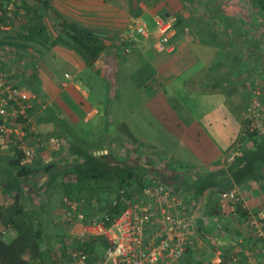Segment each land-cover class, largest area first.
<instances>
[{
  "label": "crops",
  "instance_id": "1",
  "mask_svg": "<svg viewBox=\"0 0 264 264\" xmlns=\"http://www.w3.org/2000/svg\"><path fill=\"white\" fill-rule=\"evenodd\" d=\"M49 4L51 11H43L39 5L28 12L20 9L18 17H22L23 24L17 21L0 26V48L13 52L12 62L15 59L22 66L19 75L34 81V72L39 82L40 106L31 97L29 109L32 127L44 142L36 162L44 165L59 162L61 150L52 148L48 142L55 127L47 120L34 123L33 116L38 118L42 109L61 95L70 98L77 91L93 95L97 87L92 88L90 82L96 78L109 82L112 75L108 67L112 65L113 54L121 55L122 51L121 60L114 57L118 58V65L123 64L124 77L131 81L132 92L139 99L123 112L115 88L108 91L110 103H106L108 95L104 91L105 95L95 100L96 106L91 105L84 111L85 117L79 118L88 130V139L102 137L100 140L106 141L114 132L123 140L126 150L134 154L129 160L146 168L144 177L158 178L181 196L188 213L196 220L197 229L180 264H227L231 258L241 264L246 252H252L258 263L264 264V244L247 230L245 215L239 208L218 203L219 192L235 189L250 215L264 209V162L254 178L239 181L238 173L237 180L233 179L240 159V167L243 161L248 162V167L254 164L249 151L255 148V139L241 135L242 115L248 101L247 84L251 76L261 71L256 70L255 57L245 50L255 46L256 35L264 29L260 18L259 24L256 23L258 13L251 9L248 0H49ZM159 17L174 21L164 52L155 48V21ZM60 18L93 32L104 46L93 65L87 88L77 81L85 75V67L61 34ZM134 20L145 25L147 36L137 37L129 49L121 50L123 34ZM118 74L117 70L112 77L114 81ZM223 78L224 84L229 85L225 88L218 86ZM104 88L107 90L106 85ZM75 119L72 122L79 124L78 117ZM261 136L264 134L257 136L256 143ZM237 145H242L241 156L228 162ZM246 152L248 155L243 159ZM11 160L12 153L4 147L0 167ZM50 171L44 166L40 175ZM208 177L218 188L217 194L206 195L199 202L193 197L195 186L208 181ZM38 181L39 176L28 180L26 192L34 194ZM57 190L56 185L44 194L40 191L41 197H34L33 204L44 196L53 204L60 196ZM214 206L218 210L215 215ZM39 209L48 211V206L44 204Z\"/></svg>",
  "mask_w": 264,
  "mask_h": 264
},
{
  "label": "trees",
  "instance_id": "2",
  "mask_svg": "<svg viewBox=\"0 0 264 264\" xmlns=\"http://www.w3.org/2000/svg\"><path fill=\"white\" fill-rule=\"evenodd\" d=\"M248 3L253 11L257 10V13L260 14L259 17L262 21L260 26H262L261 29H264V0H248ZM36 5H39L43 11H51L49 0H0V26L12 25L15 24L13 22L20 23V21L23 24L22 17H18L19 10L24 9L28 12ZM8 12L11 13L10 17L7 15ZM161 18L168 20V18ZM36 20L41 21L39 18H36ZM60 20L58 26L62 32L61 34L70 43V49L81 57L85 67V75L77 81L82 82L83 86L87 88L89 75L94 70L93 65L104 51V46L93 32L81 28L72 21H62L61 18ZM256 23L259 24L257 19ZM257 36L262 37L264 40V31L260 30ZM132 42L134 41L123 40L122 38L120 41L121 50L129 49ZM256 43L254 46L255 53L260 50L258 49L259 44ZM9 50L0 48V71L7 74L9 79H13L17 86L25 88L30 99L32 100L31 97L34 100L36 99V105L40 106V86L35 78L36 74L32 73L34 81L28 80L25 75H19L20 72L17 73V76L15 73L8 74L9 67L7 64L12 62L11 57H13V52ZM3 54L11 57L8 58ZM260 71L259 76L264 77L262 75L264 70ZM15 78H19L20 81H16ZM98 82L97 78L95 81H91V87L93 88ZM35 108L37 109V107ZM29 109L26 112V118L18 120L22 122L25 130L33 125L32 121L29 120L32 117ZM66 116L60 111L55 102H51L46 108L42 109L38 114V118L33 116L34 123L36 120H47L55 127V131L49 137L48 142L53 137L58 139L59 142H63L64 150L59 155V162L44 165V163L36 162L35 159L29 164H21V155L16 148L2 145L0 149L1 154L4 147H7L13 155V160L8 165L0 167V229L3 232V234L0 233L1 264H70V251L84 252L89 258L87 264H90L91 260L94 261L99 255V247L104 246L101 240L78 239L77 236L72 239H68V236V238L62 239L60 234L57 236V233L54 232L55 228L58 227L57 224L61 225V222L64 221L68 225L72 218L67 217L64 212L61 215L55 212L48 213L49 209L52 208L48 196L46 198L44 196L39 203L33 204L34 197L36 199L40 198L50 186L56 187L57 185L59 198H62L58 201L57 199L54 200L53 203H58L64 209L65 199L74 201L79 208L81 207L86 217L96 212H108L111 216L116 215L120 206H112L110 203L115 199H121L119 192L122 190L126 196H130L137 193L143 186L142 180L145 178L143 171L144 169L146 171V168L129 160L128 150L123 149L124 142L119 139L118 135L112 133V138L106 141L100 140L102 137L88 139V130L81 123V119H79L80 123L76 126L79 127L75 128ZM69 118L71 119V117ZM76 131L80 133H76ZM248 137L255 139V148L249 151L254 164L248 167V162L243 161V166L240 167L242 159L237 162L233 179L237 180L236 175L239 173V181L254 178V174L259 173V169L264 162V137L261 136L260 141L257 143L259 137L255 135ZM113 147L118 151V156L114 159L111 157ZM104 150L107 151L106 154L103 152ZM96 152L97 154H94ZM120 152L125 154L121 155ZM247 155L248 152L243 155V159L244 157L246 159ZM44 166L51 168V171L49 173L42 172L40 175ZM38 176L40 181L37 182L34 188L35 193L26 192L27 181L34 180ZM42 176L43 178H40ZM68 176L72 178L66 181L65 179ZM58 179L59 181H57ZM225 183L230 185L227 181ZM217 189L213 185L212 178L208 177V181L205 180L195 186L193 197L195 196V199L200 202V199L206 195L214 196L217 194ZM227 190L229 189H223L221 192ZM40 191H42L41 195ZM44 204L49 209L41 212L39 208ZM217 213L218 210L214 206L212 214ZM58 219L60 222L56 223ZM59 238L63 240H60L61 247L56 246Z\"/></svg>",
  "mask_w": 264,
  "mask_h": 264
},
{
  "label": "built area",
  "instance_id": "3",
  "mask_svg": "<svg viewBox=\"0 0 264 264\" xmlns=\"http://www.w3.org/2000/svg\"><path fill=\"white\" fill-rule=\"evenodd\" d=\"M7 15L10 17L11 13ZM173 23L172 19L161 17L155 21L156 50L166 51ZM146 36L145 25L134 20L123 34V40L135 41L136 37ZM247 91L241 135L257 137L264 134V77H260L258 72L251 76ZM29 101L28 91L0 71V149L2 145L16 148L21 155V164L33 162L44 145L32 126L25 130L22 122L18 121L26 118ZM49 143L52 148H57L54 140ZM241 146L237 145L232 150L228 162L241 156ZM142 183V188L130 196L122 190L119 192L121 199L110 203L120 206L114 216L108 212H96L86 217L76 202L64 200L63 212L72 218L68 226L78 228L77 238L98 239L104 244L99 247L97 260H91L90 264H179L186 249L191 247L197 229L196 220L188 213L181 196L159 179L145 177ZM218 203L228 204L235 210L239 208L245 215L247 230L255 240L264 244V209L250 215L235 189L220 192ZM217 227L220 228L219 225ZM0 233L3 234L1 229ZM254 256L252 252H246L241 264H259ZM69 259L70 264H87L89 258L82 251H70ZM236 262L231 258L227 264Z\"/></svg>",
  "mask_w": 264,
  "mask_h": 264
},
{
  "label": "rangeland",
  "instance_id": "4",
  "mask_svg": "<svg viewBox=\"0 0 264 264\" xmlns=\"http://www.w3.org/2000/svg\"><path fill=\"white\" fill-rule=\"evenodd\" d=\"M243 4H245V2H243ZM255 12H257V11H255ZM256 16H257L256 18H257V21H258V19L260 17H259L258 14ZM237 36L240 37L241 36V33L240 34H237ZM256 39H257V43L256 44H259V48L258 49H260V50H257V52L255 53L254 47H251L249 49H246L245 51L246 52H250L255 57V59H256V56H258L257 57L258 58L257 59L258 62H255V67H257L256 70H259V69L260 70H264V67H263L264 66V40L260 36H257ZM10 52H12V51H10ZM113 53L116 54V51H114ZM3 55L6 56V57H8V58L11 57V56H7L5 54H3ZM119 55H120V53L119 54H116V55L113 54V62H112V65H109V67H108L109 68V71L108 72L110 73V75H112V77H113L114 73L118 70L119 74L117 76L118 78H117L116 81H114L112 79V77L111 78H108L109 79L108 80L109 82H107V81L103 82L101 80H98L99 83H97V85H96V87H97L96 88V91L90 97L89 96H86V94L85 95H82L80 92L77 91L76 94H71L73 97L68 98V97H66L64 95H61L60 97H57V98H55L53 100V102H55L56 104H58L59 109L63 112V114H67L66 112H69L66 117L68 118V120L70 122L76 121L75 118L78 117V119H79L81 117V115L83 117H85L86 114H84V111L87 112V110L89 109V107L91 105H94V103L97 102L95 100L98 99L100 96L105 95L104 94L105 92H107V95H108L105 101H106V103H110V99L111 98H109V94H108V91H109L110 87H111V89H114L115 88V91L114 92L116 93V97H117L116 100L119 101L118 104L121 107V109L123 110V112H125V110L127 109V107L130 108L131 106H134L135 99H139V97H137L135 95L136 94L135 91L132 92L134 89H133V85H132L131 81H128L127 78L124 77V74H123V66L121 67V65H123V64H121V65L119 64L118 65V63H119L118 62L119 61L118 58H120V60L122 59L123 52L121 51V55L120 56ZM114 56H118V58L117 57H114ZM13 60H14V62H9L7 64L8 67H9L8 74L9 75H12V73L13 74L15 73V75L17 76V73H19L20 70H22V66H21V64H18L15 61V59H13ZM258 63H259V65H258ZM253 70H254V68H253ZM15 79H17V78H15ZM16 81H20L19 78ZM115 82H116V85H115ZM105 85L107 86V90H105V88H104ZM220 85L222 86V88H225V87L229 86L228 84H226V85L224 84V78H223V80L221 82L218 81V86H220ZM239 89H240V87H239ZM82 91H84L85 93H87L84 89H82ZM93 98H95V99H93ZM114 98L115 97L112 96L113 102L115 101ZM91 103H93V104H91ZM73 105L74 106H77L78 105L79 106L78 109L73 108L72 107ZM94 106H96V105H94ZM102 106H103V104H102ZM235 109H236V107H235ZM80 112H82V114ZM72 114H74V115H72ZM230 114H231V116H233L234 113L231 111ZM69 117H71V119ZM83 117H82V119H83ZM73 122H72V124L74 126H77L78 123L77 124H74ZM116 130L119 131V128H116ZM112 131H114V130L112 129ZM112 133H114V132H112ZM106 136H109V134L106 135ZM110 138H112L111 135L109 136V139ZM51 140H54L57 143L58 150H61V152H62V150H64L63 149V147H64L63 142H61V141L59 142L58 139H56V138H53ZM123 147H124V150L127 149L124 145H123ZM117 152L118 151L115 149V147H113L111 149V157L113 159L118 156L117 155L118 154ZM120 153H121V155H124L125 154L124 152H120ZM127 153H128L127 155H128L129 158H134L135 157L134 154L130 150ZM134 160H136V159H134ZM133 162H135V161H133ZM137 162H139V161L137 160ZM71 178L72 177H69L68 176V178H66L65 180L68 181ZM59 199H62V198L60 197L57 200H59ZM51 210H53V211H51ZM63 211H64V209L62 207H60L58 205V203H53L52 204V208L49 209L48 213H53V212H55V213H62ZM58 222H60L59 219L56 220V223H58ZM62 222H61V225H59V223H58L57 224L58 227L55 228V231L54 232L57 233V236H58V234H60V237H62V239L63 238H68V237H69L68 239H70V238L72 239L73 237L77 236V235H75L76 234L75 230H76L77 227L76 228L75 227L72 228L71 226H68L64 221H62ZM63 236H65V237H63ZM62 239L59 238V240H57L56 246H58V247H61L62 246L61 241H60Z\"/></svg>",
  "mask_w": 264,
  "mask_h": 264
},
{
  "label": "water",
  "instance_id": "5",
  "mask_svg": "<svg viewBox=\"0 0 264 264\" xmlns=\"http://www.w3.org/2000/svg\"><path fill=\"white\" fill-rule=\"evenodd\" d=\"M95 154V153H94Z\"/></svg>",
  "mask_w": 264,
  "mask_h": 264
}]
</instances>
